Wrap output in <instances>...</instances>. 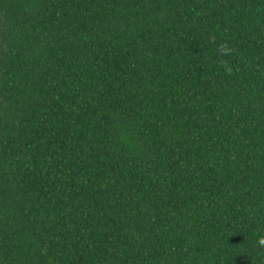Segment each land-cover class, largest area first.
Returning a JSON list of instances; mask_svg holds the SVG:
<instances>
[{
	"label": "trees",
	"instance_id": "obj_1",
	"mask_svg": "<svg viewBox=\"0 0 264 264\" xmlns=\"http://www.w3.org/2000/svg\"><path fill=\"white\" fill-rule=\"evenodd\" d=\"M260 236L264 0H0V264H264Z\"/></svg>",
	"mask_w": 264,
	"mask_h": 264
},
{
	"label": "clouds",
	"instance_id": "obj_2",
	"mask_svg": "<svg viewBox=\"0 0 264 264\" xmlns=\"http://www.w3.org/2000/svg\"><path fill=\"white\" fill-rule=\"evenodd\" d=\"M217 51L221 54V55H228L231 53L232 49H230L228 47L227 44H222L218 47ZM257 244L259 247H262L264 248V236H260L258 241H257Z\"/></svg>",
	"mask_w": 264,
	"mask_h": 264
}]
</instances>
